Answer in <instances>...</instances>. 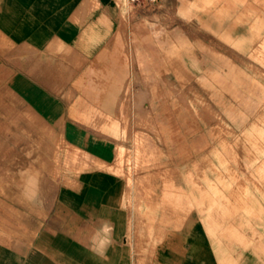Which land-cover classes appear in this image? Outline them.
I'll return each mask as SVG.
<instances>
[{
  "label": "rangeland",
  "instance_id": "374dc122",
  "mask_svg": "<svg viewBox=\"0 0 264 264\" xmlns=\"http://www.w3.org/2000/svg\"><path fill=\"white\" fill-rule=\"evenodd\" d=\"M117 2L91 58L35 60L89 128L72 130L73 144L60 130L15 129V151L56 153L59 172L109 168L128 185L133 176L181 184L186 169L185 184L199 192L191 199L205 202L213 221L231 214V201L256 218L249 202L264 201V192L242 185L264 184V0ZM8 87L0 78V90ZM107 151L110 165L96 156ZM237 240L264 264V241Z\"/></svg>",
  "mask_w": 264,
  "mask_h": 264
},
{
  "label": "crops",
  "instance_id": "0c3cea01",
  "mask_svg": "<svg viewBox=\"0 0 264 264\" xmlns=\"http://www.w3.org/2000/svg\"><path fill=\"white\" fill-rule=\"evenodd\" d=\"M117 5V0H0V78L10 86L0 90L6 102L0 103V264H254L253 248L244 250L237 239L264 241L262 200L249 202L258 210L256 218L231 201L226 206L231 214L214 218L217 224L205 202L191 199V192H199L185 184L189 170L182 171L181 184L143 185L133 176L128 185L109 168L91 164L59 172L56 153L15 151V129L60 130L73 144L72 130L89 128L73 118L65 92L43 81V67L35 60L48 54L56 60L91 58L101 24ZM96 156L108 165L114 160L110 151ZM243 187L255 196L264 192V184L248 180ZM109 222L110 244L103 231ZM227 228L234 234L224 232Z\"/></svg>",
  "mask_w": 264,
  "mask_h": 264
},
{
  "label": "clouds",
  "instance_id": "9594fccd",
  "mask_svg": "<svg viewBox=\"0 0 264 264\" xmlns=\"http://www.w3.org/2000/svg\"><path fill=\"white\" fill-rule=\"evenodd\" d=\"M113 227L110 225V222L108 226L104 227L103 231L108 234V240L107 243L110 244L112 242L111 240V232L113 231Z\"/></svg>",
  "mask_w": 264,
  "mask_h": 264
},
{
  "label": "built area",
  "instance_id": "2783aa9c",
  "mask_svg": "<svg viewBox=\"0 0 264 264\" xmlns=\"http://www.w3.org/2000/svg\"><path fill=\"white\" fill-rule=\"evenodd\" d=\"M131 2H139L141 0H130ZM149 1H153V0H149Z\"/></svg>",
  "mask_w": 264,
  "mask_h": 264
}]
</instances>
